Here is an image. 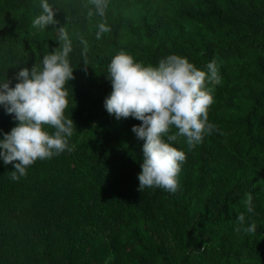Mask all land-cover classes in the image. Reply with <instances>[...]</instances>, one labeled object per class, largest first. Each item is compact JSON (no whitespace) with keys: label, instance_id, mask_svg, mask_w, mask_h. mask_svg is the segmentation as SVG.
Here are the masks:
<instances>
[{"label":"trees","instance_id":"obj_1","mask_svg":"<svg viewBox=\"0 0 264 264\" xmlns=\"http://www.w3.org/2000/svg\"><path fill=\"white\" fill-rule=\"evenodd\" d=\"M40 3L0 0V82L14 87L22 68L42 65L65 28L75 148L38 159L18 181L15 162L0 158V264H264V0H109L106 16L91 20L90 0H48L58 24L43 30L32 26ZM104 20L111 31L97 39ZM120 51L145 65L177 54L219 70L208 85L218 130L191 150L184 137L170 141L187 157L174 194L138 190L145 141L132 128L142 122L104 106ZM13 117L0 105V139ZM252 222L254 234L235 231Z\"/></svg>","mask_w":264,"mask_h":264},{"label":"clouds","instance_id":"obj_2","mask_svg":"<svg viewBox=\"0 0 264 264\" xmlns=\"http://www.w3.org/2000/svg\"><path fill=\"white\" fill-rule=\"evenodd\" d=\"M90 2L95 11L89 9V20L93 16H106L109 0ZM40 7L42 12L34 18L32 26L43 30L57 25L56 11L48 0H41ZM97 27V39L111 31L106 20ZM58 42L59 47L43 57L42 65L24 67L17 73L19 82L14 87L10 81L0 82V105L19 122L0 139V158L5 164L15 162V170L9 173L13 181L26 176L27 168L38 159H50L75 148L69 145L75 123L65 116L69 104L66 84L75 78L69 59L73 48L63 27L59 29ZM81 43L87 65V41ZM106 75L112 84V92L104 102L107 112L118 120L131 117L142 122L132 128L137 138L145 141L138 190L160 188L174 194L187 157L170 141L184 137L191 150L203 142L205 135L218 130L209 123L214 89L208 85L220 82L215 61L209 62L204 70L187 57L171 54L156 65H145L120 51L112 57ZM252 199L251 193H247L243 201L248 213L253 212ZM237 219L244 225L246 216L241 212ZM256 227L252 222L235 231L254 234Z\"/></svg>","mask_w":264,"mask_h":264}]
</instances>
